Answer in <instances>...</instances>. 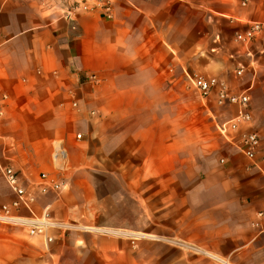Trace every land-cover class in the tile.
<instances>
[{
    "label": "crops",
    "instance_id": "1",
    "mask_svg": "<svg viewBox=\"0 0 264 264\" xmlns=\"http://www.w3.org/2000/svg\"><path fill=\"white\" fill-rule=\"evenodd\" d=\"M80 2L89 10L68 16ZM100 4L0 0V168L34 197L32 210L12 206L0 176V206L55 223L30 235L0 222V264H264V0ZM253 23L248 43L235 40ZM195 75L246 93L250 123L221 133L237 106L219 105L216 88L190 97ZM245 130L259 136L252 159ZM109 144L135 154V184L181 188L136 192L134 224L96 222L90 170ZM41 174L63 188L43 192Z\"/></svg>",
    "mask_w": 264,
    "mask_h": 264
},
{
    "label": "built area",
    "instance_id": "2",
    "mask_svg": "<svg viewBox=\"0 0 264 264\" xmlns=\"http://www.w3.org/2000/svg\"><path fill=\"white\" fill-rule=\"evenodd\" d=\"M247 0H243L245 3ZM101 3V7H103L106 11H109L110 0H99ZM89 10L88 5L85 2L76 3L68 12V16L71 13H77L78 11H87ZM260 30V24L253 23L250 28L244 32H236L234 34V38L237 41L242 43H248L250 39ZM241 69L237 71L240 74ZM87 80L91 83H98L100 81L99 77L96 74H90L87 76ZM188 82L190 86H192L195 90H197L199 96L201 98H206L211 93L213 88L217 89V103L221 105L225 100L230 103H233L237 106L236 115L230 119L226 124L220 127L221 133H225L228 129L235 128L237 124H246L250 123L251 115L249 112V99L246 93L240 94H232L228 91L227 87L224 83L218 82L214 78H204L198 75L188 77ZM75 106V103H73ZM1 114V107H0ZM80 137V134L77 135ZM259 145V136L256 132L252 131H243L240 135L238 147L244 153V155L250 159H252L255 155L256 149ZM66 155L65 150L63 148L55 149L52 152V156L54 158H64ZM0 176L4 178L9 188L13 192L15 199L12 202V206L20 207L23 206L28 210L31 209V205L34 202V197L29 194L21 185L20 179L17 171L10 167L6 166L0 168ZM40 183L42 184L41 190L45 192L47 188H51L54 191H58L62 184L60 182L55 181L47 174H41ZM259 216H264V211L258 212ZM0 222L2 223H13L22 226H26L28 228V233L30 235L33 234H45V229L47 226L55 225L54 222L51 221H42L36 222L33 219L28 220L25 218H17L10 215L9 207L7 205L0 206ZM48 240L49 237H46Z\"/></svg>",
    "mask_w": 264,
    "mask_h": 264
},
{
    "label": "rangeland",
    "instance_id": "3",
    "mask_svg": "<svg viewBox=\"0 0 264 264\" xmlns=\"http://www.w3.org/2000/svg\"><path fill=\"white\" fill-rule=\"evenodd\" d=\"M185 91L198 102L197 90L186 88ZM114 144L102 146L95 152V167L90 170L93 176V194L89 207L98 211L96 222L134 224L136 221L134 216L136 192L142 191L140 194L145 196L154 191L163 200L166 198L167 192H176V189L181 188V186L152 184L151 180H144L142 184H135L134 180L140 173V169L136 167L135 154L126 153L124 149L119 148V145L114 147ZM112 148L113 151L110 150ZM125 180L126 185L124 184ZM162 200L160 205L166 204V201ZM142 220L149 222L150 217H142Z\"/></svg>",
    "mask_w": 264,
    "mask_h": 264
}]
</instances>
